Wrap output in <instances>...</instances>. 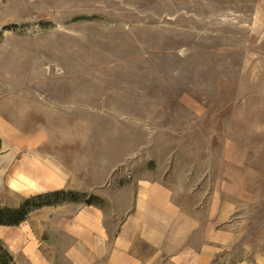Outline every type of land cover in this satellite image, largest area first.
Returning a JSON list of instances; mask_svg holds the SVG:
<instances>
[{
    "label": "rangeland",
    "instance_id": "rangeland-1",
    "mask_svg": "<svg viewBox=\"0 0 264 264\" xmlns=\"http://www.w3.org/2000/svg\"><path fill=\"white\" fill-rule=\"evenodd\" d=\"M0 120L8 185L45 166L46 192L75 194L47 228L146 195L264 264V0H0Z\"/></svg>",
    "mask_w": 264,
    "mask_h": 264
},
{
    "label": "crops",
    "instance_id": "crops-1",
    "mask_svg": "<svg viewBox=\"0 0 264 264\" xmlns=\"http://www.w3.org/2000/svg\"><path fill=\"white\" fill-rule=\"evenodd\" d=\"M0 136L5 151L2 131ZM6 161L1 155L0 206L11 207L3 201L9 195L29 197L49 190L45 166L30 170L26 166L24 172L34 184L24 183L27 193L14 190L7 183ZM13 169L10 177L18 174L17 166ZM61 204L33 209L18 225L0 224V241L11 257L10 264H251L233 253L235 231L206 223L198 213L166 200L159 203L139 195L132 209L112 222L91 205H80L68 215L55 212L58 219L48 215L54 225L47 228L46 206L57 210ZM46 232L54 237L53 243L44 239Z\"/></svg>",
    "mask_w": 264,
    "mask_h": 264
},
{
    "label": "trees",
    "instance_id": "trees-1",
    "mask_svg": "<svg viewBox=\"0 0 264 264\" xmlns=\"http://www.w3.org/2000/svg\"><path fill=\"white\" fill-rule=\"evenodd\" d=\"M1 144H2V140L0 137V154L2 151ZM74 195L75 194L70 191L53 190V191H49V192H45L41 194L32 195L28 198H25L24 202L17 207H0V224L1 225H18L23 220L26 219L28 213L33 208H39L47 204L49 205L58 204V202L51 203L50 200L52 201L53 199L54 200L56 199L57 201H59V199H62L63 202H65L68 200V196L72 197ZM3 264H8V263L3 262Z\"/></svg>",
    "mask_w": 264,
    "mask_h": 264
}]
</instances>
